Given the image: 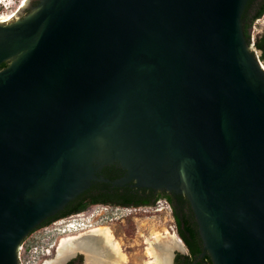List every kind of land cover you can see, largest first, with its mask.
Segmentation results:
<instances>
[{
	"label": "water",
	"instance_id": "1",
	"mask_svg": "<svg viewBox=\"0 0 264 264\" xmlns=\"http://www.w3.org/2000/svg\"><path fill=\"white\" fill-rule=\"evenodd\" d=\"M38 1L0 22V264L95 181L183 194L201 257L264 264L248 0ZM111 165L124 175L98 176Z\"/></svg>",
	"mask_w": 264,
	"mask_h": 264
},
{
	"label": "trees",
	"instance_id": "2",
	"mask_svg": "<svg viewBox=\"0 0 264 264\" xmlns=\"http://www.w3.org/2000/svg\"><path fill=\"white\" fill-rule=\"evenodd\" d=\"M264 15V0H248L241 15L243 33L246 43L250 45L254 51L258 52V59L264 64V30L254 36L251 41V29L256 20L263 18ZM123 170L117 165L104 167L98 176H102L109 181L116 180L123 176ZM134 189L129 185L123 187H113L110 183L95 181L91 186L69 202L62 211L54 217H50L39 225V228L48 226L51 223L79 214L86 211L91 205H105L109 207H139L136 204H127L125 202H114L113 199H126L133 194ZM154 202L145 204L142 207H151ZM173 207V218L179 237L189 250V254L185 256L184 264H212L210 257L207 254L200 256L203 253L202 241L199 236L198 227L194 218V214L187 200L182 201L178 206L171 204ZM178 264L177 260L174 262Z\"/></svg>",
	"mask_w": 264,
	"mask_h": 264
},
{
	"label": "rangeland",
	"instance_id": "3",
	"mask_svg": "<svg viewBox=\"0 0 264 264\" xmlns=\"http://www.w3.org/2000/svg\"><path fill=\"white\" fill-rule=\"evenodd\" d=\"M27 1L28 0H7L3 5H0V17L15 14ZM259 22L260 21L253 24L251 29L253 36L260 34L264 30V27H262ZM102 207L106 208L103 212L101 211ZM84 213L85 216L99 214V217L97 218L99 223L95 224L94 227L104 225L113 230L116 241L121 244L123 253L128 259L127 264H151L153 259L150 257L148 249L154 241L155 236L157 234H164L167 231L176 235L174 232L172 215L169 213V210L166 208L163 201L162 204L158 206L153 204L151 207L140 208H115L105 205H96L88 208ZM89 230L90 227L80 229V227L76 226L75 230L65 233L62 236L67 239L70 236L74 237L88 233ZM64 238H62L61 241L65 240ZM175 251H180V247L174 246L172 248L169 254L170 264H172V258ZM58 255L59 247L47 262L57 260ZM75 256H80L82 263L88 264V254L86 252L76 251L73 255L71 254L67 257L70 258Z\"/></svg>",
	"mask_w": 264,
	"mask_h": 264
},
{
	"label": "bare ground",
	"instance_id": "4",
	"mask_svg": "<svg viewBox=\"0 0 264 264\" xmlns=\"http://www.w3.org/2000/svg\"><path fill=\"white\" fill-rule=\"evenodd\" d=\"M12 18L11 16L0 17V22H8ZM261 19L259 23L264 26V18ZM174 246L181 247V242L172 232L167 231L164 234H157L148 249V253L153 259L151 264H170L169 254ZM58 247L57 260L50 261L47 264H60L67 256L73 255L76 251H83L88 254V264H127L128 262L121 244L116 241L113 230L104 225L96 227L91 225L88 233L74 237L70 236L60 241Z\"/></svg>",
	"mask_w": 264,
	"mask_h": 264
},
{
	"label": "built area",
	"instance_id": "5",
	"mask_svg": "<svg viewBox=\"0 0 264 264\" xmlns=\"http://www.w3.org/2000/svg\"><path fill=\"white\" fill-rule=\"evenodd\" d=\"M253 40L254 36L252 35L251 41L253 42ZM254 53L258 58V52L254 51ZM260 65L264 71V64L260 62ZM163 203L169 213H171L168 204L164 201ZM160 204H162V201L156 202L155 205L158 206ZM105 209V207H102L101 211L103 212ZM98 217L99 214L85 216V213L81 212L34 230L23 240L18 249V264H45L56 251L59 242L63 238L62 235L75 230L76 226L80 227V229L91 225L95 226V224L99 223Z\"/></svg>",
	"mask_w": 264,
	"mask_h": 264
},
{
	"label": "flooded vegetation",
	"instance_id": "6",
	"mask_svg": "<svg viewBox=\"0 0 264 264\" xmlns=\"http://www.w3.org/2000/svg\"><path fill=\"white\" fill-rule=\"evenodd\" d=\"M38 2H39L38 0H30L29 4L31 7H34L38 4ZM29 11H30V8H26L23 11V13L20 14V16L22 17L23 15H25ZM7 66H8V62H3L0 64V69H4ZM123 175H124V173H123ZM127 185H129L132 189L135 190V191H133L134 195H131L130 197L123 199V200L120 198L119 199L115 198V199H113V201L117 202V203L125 202L127 204H136L139 207L116 206L115 208H140V207L144 206L145 204H150L152 202H154V204H156V202H158V201L166 202L171 209V215H172V219H173V223H174V232L177 235L178 239H180V242H181L180 251H175L173 254L172 264H175L174 263L175 260H177L178 264H184L185 256H187L189 254V250L177 233L176 226H175V220L173 218V207L171 204L178 206L182 201L187 200V198L183 194L168 192L166 190H155L152 188H138V187L134 186V181L130 182ZM187 202H188V200H187ZM92 206H96V205H91L90 207H92ZM63 264H83V263L80 259V256H75V257L69 258Z\"/></svg>",
	"mask_w": 264,
	"mask_h": 264
}]
</instances>
